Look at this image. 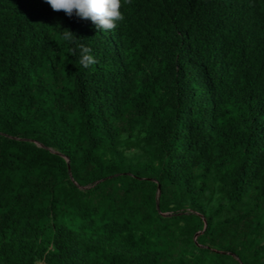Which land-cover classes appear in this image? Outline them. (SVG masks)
Here are the masks:
<instances>
[{"label": "trees", "instance_id": "obj_1", "mask_svg": "<svg viewBox=\"0 0 264 264\" xmlns=\"http://www.w3.org/2000/svg\"><path fill=\"white\" fill-rule=\"evenodd\" d=\"M121 12L0 0V264H264V0Z\"/></svg>", "mask_w": 264, "mask_h": 264}, {"label": "clouds", "instance_id": "obj_2", "mask_svg": "<svg viewBox=\"0 0 264 264\" xmlns=\"http://www.w3.org/2000/svg\"><path fill=\"white\" fill-rule=\"evenodd\" d=\"M55 12H63L69 18L75 16L82 20H91L98 31H112L117 22L124 20L121 8L130 5L132 0H45ZM62 36L69 43H76L78 36L68 28H62ZM79 52L78 63L89 68L96 63L91 48L76 44L73 54Z\"/></svg>", "mask_w": 264, "mask_h": 264}]
</instances>
